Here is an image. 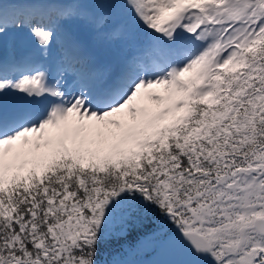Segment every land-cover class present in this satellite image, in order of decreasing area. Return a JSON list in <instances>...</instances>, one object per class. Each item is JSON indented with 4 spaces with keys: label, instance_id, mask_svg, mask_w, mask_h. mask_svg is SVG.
Returning a JSON list of instances; mask_svg holds the SVG:
<instances>
[{
    "label": "snow or ice",
    "instance_id": "obj_1",
    "mask_svg": "<svg viewBox=\"0 0 264 264\" xmlns=\"http://www.w3.org/2000/svg\"><path fill=\"white\" fill-rule=\"evenodd\" d=\"M0 264H264V0H2Z\"/></svg>",
    "mask_w": 264,
    "mask_h": 264
},
{
    "label": "trees",
    "instance_id": "obj_2",
    "mask_svg": "<svg viewBox=\"0 0 264 264\" xmlns=\"http://www.w3.org/2000/svg\"><path fill=\"white\" fill-rule=\"evenodd\" d=\"M1 1V0H0ZM118 248V245H116L115 243H113L112 245H110L106 251L112 252L114 250H116Z\"/></svg>",
    "mask_w": 264,
    "mask_h": 264
},
{
    "label": "rangeland",
    "instance_id": "obj_3",
    "mask_svg": "<svg viewBox=\"0 0 264 264\" xmlns=\"http://www.w3.org/2000/svg\"><path fill=\"white\" fill-rule=\"evenodd\" d=\"M0 2H2V0Z\"/></svg>",
    "mask_w": 264,
    "mask_h": 264
}]
</instances>
